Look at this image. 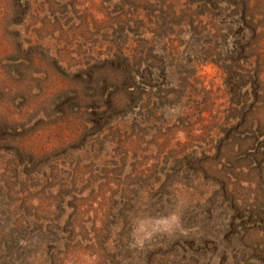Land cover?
Instances as JSON below:
<instances>
[{"label":"rangeland","instance_id":"obj_1","mask_svg":"<svg viewBox=\"0 0 264 264\" xmlns=\"http://www.w3.org/2000/svg\"><path fill=\"white\" fill-rule=\"evenodd\" d=\"M30 4L8 62L0 25V264H264V0Z\"/></svg>","mask_w":264,"mask_h":264},{"label":"trees","instance_id":"obj_2","mask_svg":"<svg viewBox=\"0 0 264 264\" xmlns=\"http://www.w3.org/2000/svg\"><path fill=\"white\" fill-rule=\"evenodd\" d=\"M1 2V0H0ZM57 5V4H56ZM55 5V6H56ZM10 7L9 10H11V14H7L5 15L2 20H1V24L2 25L7 19L8 17L10 16V26H12V30L11 28H5V32L2 34L1 38L4 36L5 33H9L10 36H11V44H10V47L12 48L13 51H11L10 53H6L7 55L3 56L2 58V62H8V58L11 57V56H15V55H20L22 54L23 52L26 51V48L27 47H24L25 43L28 41V40H22V36H25L22 32V29L20 30L19 29V26L22 25L25 23V20L27 19H30V9L32 10L33 8H35V6L32 7V5L30 4V0H2V7L5 9L7 7ZM52 9L54 7H51ZM58 8L59 7H55L56 9V12L58 11ZM50 9V8H49ZM129 13V12H128ZM127 13V14H128ZM20 18H22V20H20ZM12 20H19V23L16 27V29L14 28L16 26L15 23L12 22ZM87 23V22H85ZM13 32V34H11V31ZM15 32V33H14ZM25 33V32H24ZM23 34V35H22ZM15 35V36H14ZM16 39V41H15ZM30 40L27 42L28 45L30 46ZM27 45V46H28ZM5 47V46H3ZM6 52V50H3L2 53L4 54ZM6 64V63H4ZM11 64V63H10ZM241 94V93H240ZM243 95V94H242ZM244 96V95H243ZM236 114H234L235 116ZM47 119V117H46ZM229 121H234L233 124L234 125H230L228 123V127H226V129L224 130V132L222 133L224 135V138L225 140L220 142L219 145L216 146L217 150L216 152H225L226 154L230 153V154H233V155H236L237 158H235L237 161H242L246 158V154H253L252 152H250V150L248 149L251 145H253V142L255 141V132H257V128H258V125L255 126L254 123L249 119L248 117V114L246 115L245 114V111H244V117H239V116H236V117H231ZM256 124V123H255ZM239 125H242V126H245L246 127V130L243 131V133L240 134V136L237 138V142H233L232 139L227 138L226 137L231 134L233 131H235V129L239 126ZM249 128V129H248ZM254 131V132H253ZM223 140V138H221ZM220 139V140H221ZM225 143L226 146H227V149L226 151H224L223 149L220 148V145L221 143ZM250 152V153H249ZM215 155V154H214ZM218 158H219V155H218ZM229 158H232L231 155H229ZM229 162H226L223 166H221L220 164H214V163H211L210 164V168H206V170L208 171L211 170V169H221V171H223L225 173V170L224 168L226 169V167H229L231 168V165L233 167V170L232 171H235L237 166L234 164V162L232 163V161H230L231 164H228ZM219 165V166H218ZM228 165V166H226ZM216 167V168H215ZM224 167V168H223ZM255 169L251 168V170H249L250 173L252 172H258L259 173V177L263 178V175H264V167L260 169V167L256 166L254 167ZM221 171H219V173H221ZM242 171V170H241ZM263 172V174L261 173ZM218 173V172H217ZM232 176L234 178H236L237 180L239 179L240 176L243 177V175H240L239 173H236V174H232ZM221 181H224L226 183V186L225 188H227L228 186H231L236 184L232 181V177L230 174H224L221 178H220ZM250 180V179H249ZM213 183H216V184H219L217 183L216 181H212ZM264 195H258V197H263ZM234 197V195H233ZM263 200V199H261ZM260 200V201H261ZM258 232H260L259 229H257Z\"/></svg>","mask_w":264,"mask_h":264},{"label":"clouds","instance_id":"obj_3","mask_svg":"<svg viewBox=\"0 0 264 264\" xmlns=\"http://www.w3.org/2000/svg\"><path fill=\"white\" fill-rule=\"evenodd\" d=\"M171 222H172L173 224L177 223V222H178V218L173 217Z\"/></svg>","mask_w":264,"mask_h":264}]
</instances>
